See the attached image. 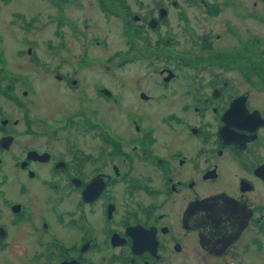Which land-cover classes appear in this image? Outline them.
<instances>
[{"label": "flooded vegetation", "instance_id": "1", "mask_svg": "<svg viewBox=\"0 0 264 264\" xmlns=\"http://www.w3.org/2000/svg\"><path fill=\"white\" fill-rule=\"evenodd\" d=\"M149 2L91 0L128 50L0 72V264H264V0ZM142 56L158 87L109 69Z\"/></svg>", "mask_w": 264, "mask_h": 264}, {"label": "rangeland", "instance_id": "2", "mask_svg": "<svg viewBox=\"0 0 264 264\" xmlns=\"http://www.w3.org/2000/svg\"><path fill=\"white\" fill-rule=\"evenodd\" d=\"M72 1L74 2L63 6V0H0V72L12 70L18 73H28L26 69H18L17 60L23 59L22 61H26L24 60L26 58L18 59L17 55L27 57L31 48L34 49L32 54L42 56L43 60L48 59L47 57L50 54L73 56L88 53L95 56L108 57L116 50H128L129 46L126 43L129 38H132L128 37L126 31H124L122 21L117 20L118 18L115 17L113 21L107 22L104 13H102L99 7L91 5V0ZM146 1L150 3V0ZM184 11L186 13L190 12L186 4L184 5ZM32 18L37 20L34 26H32L33 28H27L30 31H26L25 28L27 24H30ZM173 25H175L176 29L180 26L182 27L181 29H184L187 23L175 20ZM56 27L58 28V33L54 37ZM262 29L259 24L258 32ZM176 35L178 37L177 49L186 51L187 46L184 31L182 33L179 32V34L177 32ZM96 37L102 42L104 39L107 40L109 43L107 46L109 47L106 46V49H102L103 47L96 46L94 44ZM51 39H55L52 40L55 52L48 50L47 41ZM23 40L25 43H23ZM32 42L35 44H26ZM141 58L121 67L118 65L121 60L118 59L109 69L114 72H142L144 78L140 80L141 83L146 85V87H158V76L153 72L154 69L158 70V63H154L150 57L142 56ZM179 61L181 60L179 59ZM175 64L176 61L174 60V68L177 73L184 76L182 73L184 68L177 69ZM98 70L104 71L99 68ZM129 81L130 86L133 87L138 82V79L136 81L131 78ZM235 82H239V80ZM188 83L190 82L187 78H182L180 79L178 88L181 89L182 86ZM58 90L60 91V89ZM261 96H264V94L256 96L255 99L259 103H264V98ZM53 103H55V100L51 101V104ZM48 109L52 111L50 105H48ZM157 113L159 115L162 112L158 110ZM146 117L148 118V115ZM48 195L46 194V197ZM44 198L45 195L31 194V201L35 212L44 213L48 209L47 206L45 210L40 207L46 200Z\"/></svg>", "mask_w": 264, "mask_h": 264}]
</instances>
